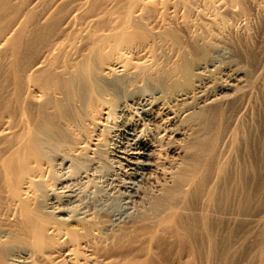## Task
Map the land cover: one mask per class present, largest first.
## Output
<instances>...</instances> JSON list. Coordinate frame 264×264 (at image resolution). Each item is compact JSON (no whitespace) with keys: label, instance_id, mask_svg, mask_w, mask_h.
I'll return each instance as SVG.
<instances>
[{"label":"bare ground","instance_id":"obj_1","mask_svg":"<svg viewBox=\"0 0 264 264\" xmlns=\"http://www.w3.org/2000/svg\"><path fill=\"white\" fill-rule=\"evenodd\" d=\"M52 1L0 0V264H230L254 247L255 264H264V153L250 156L254 167L237 164L245 136L226 113L248 93L251 100L253 87L235 81L224 95L230 85L212 76L213 93L200 105L204 73L196 65L206 50L193 35L184 41L164 11L160 28H149L148 0L113 8L105 0L54 8ZM231 2L247 15L249 2ZM229 41L254 62L248 33ZM117 73L133 74L129 86L146 80L161 89L139 118L110 81ZM188 100L200 106L182 117ZM117 111L120 140L106 154L118 166L88 200L90 211H64L67 190L53 201L67 218L46 213L37 183H53L58 159L100 147L103 121ZM128 202L132 215L117 207ZM252 223L259 238L245 242ZM14 246L30 256L12 258Z\"/></svg>","mask_w":264,"mask_h":264},{"label":"rangeland","instance_id":"obj_2","mask_svg":"<svg viewBox=\"0 0 264 264\" xmlns=\"http://www.w3.org/2000/svg\"><path fill=\"white\" fill-rule=\"evenodd\" d=\"M60 1L61 0H56L55 3L53 0L51 6L55 7ZM179 1L180 0H170V4L164 6L161 3V0H148L147 9H149V12L147 11L146 24L149 28L156 30L160 24L163 23V21H161L163 19H161V13L166 12L168 13L167 17L169 18L170 25L180 31L184 41H187V39H189L188 37L193 35L198 44L205 48V59L200 60L196 65V70L198 69L197 71L204 73V78L200 79L198 82L200 87L199 91L201 90L199 93L201 100L199 99L197 102H199L200 105L204 98L213 93L211 89V84L213 82L212 76L215 78L214 81L220 86L230 85L228 89H225L226 91H222L224 95H231L234 91V88H231V85L234 86L237 85V83V86L246 85L248 87H253V97L251 100L249 96L251 97L250 94L252 93H248V96L246 95L243 97L244 99L241 101L242 104L240 103L236 109L234 107L232 110L231 107L227 108L228 111L226 110V113L227 118H229L228 120H231V122L229 121V123H231L229 126L233 127L236 123H240L241 133L245 136L244 144L246 143V149L241 146V152H238L240 154L236 160L237 164L240 167L245 165L248 169L254 167L255 162H257L256 156H253V158L250 156L255 152L264 153V0H244L249 2V10L245 16L239 14L237 5L231 2V0H211V6H207L203 0H183L182 3ZM104 2L105 8H113L117 6L116 3L118 0H105ZM52 7L49 9L50 11L54 8ZM74 9L75 8L72 7L71 14L78 13L77 10ZM138 12H140V10H137V14H139ZM219 19L223 20V25L218 24ZM184 22H186V24H184ZM75 26L77 27V25ZM247 33L249 34L251 52L255 56L254 62L252 63L248 62L229 41V39L232 38L243 37ZM132 76L133 74L123 75L117 73L116 77L111 76L109 78L112 85H116L115 89L118 91L119 96H121V98H123V96L128 97L129 100H127V103L130 107H127V109L130 111L129 114H132L130 117L136 119V117H140V108L142 105L149 102L154 96L156 97L160 94L161 89L156 86L154 87L146 80L134 81L132 82V85L129 86L126 82H128V84L131 83L133 80ZM257 77L261 78L256 79ZM112 85L106 86L112 88ZM222 93H220V95ZM188 103L184 106L185 110L182 111V117L189 116L200 106L189 100ZM121 119L122 112L117 111L112 116H108L107 121H103V144H101L100 147H93V150H88L75 156H69L67 154L64 157V159H67H62V161L60 158L58 159L59 161L57 160L53 163L50 173L53 182L51 185L53 186H46V184L44 186L41 182H38L39 184L37 183V191L39 190L38 204L46 213L53 216L57 215L56 217L61 220L67 218L68 214L66 215L65 212L57 213L55 209L53 210V204L60 199L61 194L66 195L68 193L71 194V199L65 201L63 198H67L62 197L59 202V206L62 205L61 208H63L64 211L79 206L81 209L78 211L79 213L76 212V217H81L82 214H80V212L82 211H90L88 200L93 196V193L103 185L102 181L109 177L108 175H111V173L116 170L115 167L118 166L117 163L112 160V157H110L109 154H106V152L108 153L109 150L107 149L110 146L119 143V122ZM234 121L237 122L235 123ZM168 128L173 129L174 122L169 123ZM146 131L149 134H155L151 126H148ZM125 141V139H121V142ZM252 146L255 148L253 151L250 149ZM52 150H56L55 152L57 153L59 152L57 149ZM228 153H230V151ZM110 159L112 161H110ZM262 162L264 163V161ZM262 166L263 165H261V167ZM67 190L69 191L68 193L66 192ZM113 194L118 195L119 192L113 191ZM40 197L42 198L40 199ZM126 200L128 199H125L124 201ZM117 207L119 210L124 209V211H126L125 215H132V212L134 211L132 203L129 205V202L126 203L124 207H120L119 205ZM50 211L51 213H49ZM246 230L247 234L245 235V242L247 240L259 238L254 223L248 225ZM2 232L3 231L0 230L1 234L4 233ZM1 234L0 237L4 236V234ZM242 240L243 238L240 237V242H242ZM11 248V256L14 259L25 260L30 256V251L23 246H14ZM248 250V254L246 253L244 257L237 258L230 264H255L256 247Z\"/></svg>","mask_w":264,"mask_h":264}]
</instances>
